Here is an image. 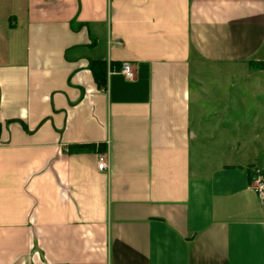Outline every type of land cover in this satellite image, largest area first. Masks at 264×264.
Returning a JSON list of instances; mask_svg holds the SVG:
<instances>
[{
  "label": "crops",
  "instance_id": "crops-1",
  "mask_svg": "<svg viewBox=\"0 0 264 264\" xmlns=\"http://www.w3.org/2000/svg\"><path fill=\"white\" fill-rule=\"evenodd\" d=\"M263 78L264 0H0V264H264Z\"/></svg>",
  "mask_w": 264,
  "mask_h": 264
},
{
  "label": "built area",
  "instance_id": "built-area-1",
  "mask_svg": "<svg viewBox=\"0 0 264 264\" xmlns=\"http://www.w3.org/2000/svg\"><path fill=\"white\" fill-rule=\"evenodd\" d=\"M127 79H134V69L130 64H124L120 70ZM98 169L102 172H108L109 170V158L107 154H102L98 158ZM251 188L258 194L260 199L264 201V181H254L251 183Z\"/></svg>",
  "mask_w": 264,
  "mask_h": 264
},
{
  "label": "rangeland",
  "instance_id": "rangeland-1",
  "mask_svg": "<svg viewBox=\"0 0 264 264\" xmlns=\"http://www.w3.org/2000/svg\"><path fill=\"white\" fill-rule=\"evenodd\" d=\"M264 79V78H263ZM262 89V99H264V84ZM258 94V93H257ZM251 111H259L261 112V124H255V130H260V134L262 136V139L257 141V143L259 145H261V147H263V155L260 156V160L258 162H256V164L254 165V167L252 168V182L254 183V181H264V106L260 109H250ZM242 128L244 127V125H240ZM241 130V128H240ZM244 130V128H243Z\"/></svg>",
  "mask_w": 264,
  "mask_h": 264
},
{
  "label": "trees",
  "instance_id": "trees-1",
  "mask_svg": "<svg viewBox=\"0 0 264 264\" xmlns=\"http://www.w3.org/2000/svg\"><path fill=\"white\" fill-rule=\"evenodd\" d=\"M91 71L94 74V77L98 83V86L104 88L106 86L107 78V64L103 62H96L91 65ZM250 170H248L249 172ZM252 182V176L249 174V183Z\"/></svg>",
  "mask_w": 264,
  "mask_h": 264
}]
</instances>
